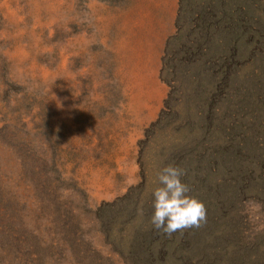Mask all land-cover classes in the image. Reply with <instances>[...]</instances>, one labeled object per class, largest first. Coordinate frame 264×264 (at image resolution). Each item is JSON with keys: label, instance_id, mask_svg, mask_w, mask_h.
Instances as JSON below:
<instances>
[{"label": "rangeland", "instance_id": "rangeland-1", "mask_svg": "<svg viewBox=\"0 0 264 264\" xmlns=\"http://www.w3.org/2000/svg\"><path fill=\"white\" fill-rule=\"evenodd\" d=\"M0 264H264V0H0Z\"/></svg>", "mask_w": 264, "mask_h": 264}, {"label": "clouds", "instance_id": "clouds-1", "mask_svg": "<svg viewBox=\"0 0 264 264\" xmlns=\"http://www.w3.org/2000/svg\"><path fill=\"white\" fill-rule=\"evenodd\" d=\"M183 169L168 165L158 174L159 186L153 191L154 213L151 223L168 236L188 228H200L206 223L203 201L189 195V186L182 182Z\"/></svg>", "mask_w": 264, "mask_h": 264}]
</instances>
